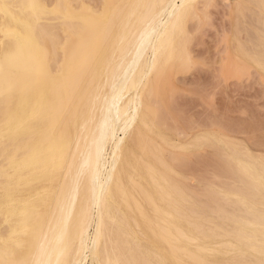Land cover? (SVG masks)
Masks as SVG:
<instances>
[{
	"label": "rangeland",
	"instance_id": "obj_1",
	"mask_svg": "<svg viewBox=\"0 0 264 264\" xmlns=\"http://www.w3.org/2000/svg\"><path fill=\"white\" fill-rule=\"evenodd\" d=\"M21 1L16 0L10 8L18 12ZM135 2L71 0L69 8L79 13L83 6L88 7L91 15L100 18L99 28L115 33L121 28H109L108 19L126 18L131 9L122 6ZM193 4L212 5L207 9V23L189 16L184 33L178 32L162 50L146 80L143 112L152 130L135 126L128 138L134 153L128 155L122 173L128 196L125 200L121 189L116 190L113 217L119 222L108 228V236L118 242L120 257L131 264H261L262 253L248 248L235 251L228 234L244 224V219L260 215L264 206V185L256 188L257 178L242 179L235 169L237 161H242L251 166L254 177H264V74L260 70L264 60V0H196ZM106 8L112 13L108 18L103 17ZM0 16L1 55L2 48L13 46V40L4 35ZM40 17L61 40L73 36L68 24L57 16L47 12ZM193 53L205 62L195 73L183 67L185 55ZM127 56L121 59L125 60L120 71L129 62ZM117 62L118 57L110 64ZM103 78L101 87L109 93L114 81L107 84L106 75ZM209 125L217 126L227 141L211 153L177 163L185 159L182 149L194 133ZM9 144L0 141V195L6 180L1 172H14L3 155ZM176 181L187 193L184 200L179 199L183 216L168 214L172 210L170 187ZM39 184L32 183L25 190L28 193L42 186ZM237 192L247 198L249 207L244 206ZM3 212L0 239H20L28 232L30 223L17 221L24 214L11 216ZM177 227L189 237L167 233L168 229L175 233ZM257 245L264 247V242Z\"/></svg>",
	"mask_w": 264,
	"mask_h": 264
},
{
	"label": "bare ground",
	"instance_id": "obj_2",
	"mask_svg": "<svg viewBox=\"0 0 264 264\" xmlns=\"http://www.w3.org/2000/svg\"><path fill=\"white\" fill-rule=\"evenodd\" d=\"M135 1V4L155 6L148 11L155 19L156 31L146 42L141 40L146 26L137 20L119 32L111 33L108 28L97 26L100 18L91 15L88 7L83 6L79 13L75 8H69L71 0H22L18 12L0 7L4 35L13 40L15 52L8 64L3 63L5 48L0 55V141L10 142L3 155L10 154L7 162L14 169L9 173L13 177L11 180L7 179L6 170L1 172L6 180L0 195V212L5 210L11 216L24 214L25 217L17 221L30 223L28 232L20 239L12 236L0 239V264L55 259L57 232L64 224L75 238L71 257L74 264H92L96 256L90 242L94 229L86 228L81 233L78 221L84 206L83 196L76 197L74 209L66 207L74 187L73 175L89 162L94 166L97 159L102 166L104 159H111V154L116 152L119 160L116 176L121 177L129 155L130 136L124 138V145L117 152L112 133L124 119L129 105L135 106L137 97L141 107L132 129L135 126L151 129L143 112L142 94L146 80L162 50L180 32L172 27V6L193 4L196 0ZM14 2L16 0H0L1 5H13ZM30 5L40 7L34 9ZM105 10L103 17L108 18L112 13L108 8ZM47 12L68 24L74 37L66 36L61 40L57 32L49 30L40 17ZM175 14L179 15L178 9ZM36 18L40 24L28 34L26 25ZM108 48L113 49L112 53ZM125 54L129 62L120 71ZM117 57L121 63L111 65ZM105 75L107 84L114 81L109 93L101 87ZM125 82L129 85L127 90L121 87ZM68 143L73 145L71 155L66 149ZM65 158L72 165L71 173L64 166ZM236 167L242 179L253 181L257 178L256 188L264 185V177H254L247 163L237 161ZM32 183L42 186L27 193L25 189ZM113 187L117 197L119 188ZM170 188L168 200L172 210L168 214L183 216L179 199L184 200L187 193L178 182ZM121 191L126 200L128 195L123 186ZM235 194L245 207H249V201L242 193ZM69 211L72 212L70 220L67 219ZM167 233L171 237H189L180 227L175 233L170 229ZM228 236L235 251L248 248L257 253L264 252V247L257 245L259 241L264 242L261 214L255 215L254 219H244V224Z\"/></svg>",
	"mask_w": 264,
	"mask_h": 264
},
{
	"label": "snow or ice",
	"instance_id": "obj_3",
	"mask_svg": "<svg viewBox=\"0 0 264 264\" xmlns=\"http://www.w3.org/2000/svg\"><path fill=\"white\" fill-rule=\"evenodd\" d=\"M4 9L12 7L11 5H0ZM31 8H38L39 5H30ZM108 7V6H105ZM120 7V6H117ZM132 9V12L125 17H112L108 19L107 26L111 29L125 28L129 26L132 19H136L138 23L144 24L146 30L141 33L142 42H146L155 33V19L150 17L149 11L155 7L150 4H133L122 6ZM174 9V16L172 18V27L174 30H179L184 33V25L189 16L199 19L202 24L207 23L208 13L207 9L212 7L210 4L195 5L191 3H180L172 6ZM179 10V15L175 14V10ZM144 10V11H139ZM40 24L39 18L30 21L27 25L28 34L38 27ZM15 52L11 45L5 47L3 52V63L8 64L14 57ZM205 66V62L196 54H186L183 61L185 71L197 72ZM261 73L264 74V60L260 64ZM128 83L125 82L121 87L125 90L128 88ZM211 101L209 100V103ZM141 107L139 97H137L135 106L129 105L127 114L124 119L115 128L112 133L113 147L118 152L124 145V138L130 136L133 125L136 123L137 114ZM227 137L215 125L202 127L194 133L191 142L187 144L182 152L185 154V159L177 163H185L187 158L194 157L197 154L211 153L219 145L225 143ZM73 145L68 143L66 149L71 155ZM77 149L79 148L76 145ZM129 154L134 155L131 147H129ZM10 154H6L5 160L9 159ZM91 160V158H89ZM64 166L68 169L69 173L72 172V165L67 163L65 158ZM119 160L116 152L111 154V159L105 158L101 166L100 160L97 159L93 166L90 162L84 167H80L73 175L74 187L72 196L66 202L68 209H74L75 199L78 196H83L84 206L81 208L78 221L80 222V232L83 229L93 228L94 233L91 237L92 250L96 253L92 264H131L130 261L122 259L119 255L118 242H113L108 236V228L111 225H116L119 222L118 218H114L112 214V206L116 199L114 185L122 190L123 174L117 178V166ZM10 170L6 169L7 179L11 180L13 177L9 174ZM72 218V212L67 213V219ZM262 227H264V206L261 208ZM47 239V238H45ZM75 238L69 232L67 224H64L58 229L56 236V258L41 259L37 261H25L22 264H74L72 255L74 252ZM264 254V252H262ZM196 264H210L206 261H197ZM264 264V260L261 261Z\"/></svg>",
	"mask_w": 264,
	"mask_h": 264
}]
</instances>
